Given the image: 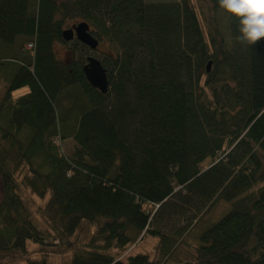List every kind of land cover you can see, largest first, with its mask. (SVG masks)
Returning <instances> with one entry per match:
<instances>
[{
  "label": "trees",
  "instance_id": "16d2710c",
  "mask_svg": "<svg viewBox=\"0 0 264 264\" xmlns=\"http://www.w3.org/2000/svg\"><path fill=\"white\" fill-rule=\"evenodd\" d=\"M68 21L110 46L106 94L87 82L85 53L57 59L55 43L88 48L62 39ZM239 35L218 0H0V264L69 252L71 264H264V39ZM18 38L33 48L9 57ZM175 188L228 207L181 253L200 216L152 227ZM98 219L76 247L78 224ZM148 234L155 257L124 253Z\"/></svg>",
  "mask_w": 264,
  "mask_h": 264
},
{
  "label": "rangeland",
  "instance_id": "374dc122",
  "mask_svg": "<svg viewBox=\"0 0 264 264\" xmlns=\"http://www.w3.org/2000/svg\"><path fill=\"white\" fill-rule=\"evenodd\" d=\"M172 1L177 0H144L145 3ZM78 22L79 21H68L66 27H64V30L70 28L73 24H76ZM27 44L28 43L23 42V39L18 38L17 44L10 48L8 56L10 57L14 53H18L22 49L24 51L30 50L27 48ZM53 48L57 59L62 62H69L81 53H85L86 56H93L97 59H100L101 52L113 54L110 50V46L106 42H99L96 51L90 48H81V51L73 53L69 50L68 46H64L59 43H55ZM27 91L28 89L26 87H23L15 91L14 96L16 97L18 95L24 94ZM63 103H65L67 106L73 105L72 103L67 102L66 100H64ZM59 147L63 152H65L66 156H72L73 151L75 149V144L72 139L67 138L59 143ZM262 160L264 163V158H262ZM24 171H22L17 176V180L20 181L23 179L25 175ZM175 192V194L168 200V203L157 211L152 221V227L167 233H172L179 227H181V225H183L184 223L192 224L194 219L200 216L198 222L190 228L187 234L182 236L183 243L179 242L177 245L179 249L174 250V253H178L180 251H187L189 248H191L192 245H197V238L199 234L208 226L210 221H216L221 216H223L227 212L228 207L223 198H217L212 202L207 201V203H204V201H200L196 197L188 198L189 196H186L188 195V193L179 190V188H175ZM1 193L2 187L0 180V196ZM23 194L28 195V198H30L34 207L38 204H43L46 199L45 198L42 200L38 196L31 194L29 190H26V193L24 192ZM185 198L188 199L189 202ZM104 221V219H98L97 221H94L92 223L87 221H81L71 236V239L76 244V247L82 246L84 243L88 242L90 240L91 235H93L95 229L100 226ZM159 242V236H153L148 234L141 240L139 238L134 244L128 246L124 253H129L130 255L143 254L147 255L150 259H152L157 253ZM27 247L30 250L33 249L31 253L32 258H40V254L36 252L37 250L34 245L27 243ZM72 257V252L61 254H49L46 258V261L47 264H71ZM18 264L24 263L19 262Z\"/></svg>",
  "mask_w": 264,
  "mask_h": 264
},
{
  "label": "clouds",
  "instance_id": "9594fccd",
  "mask_svg": "<svg viewBox=\"0 0 264 264\" xmlns=\"http://www.w3.org/2000/svg\"><path fill=\"white\" fill-rule=\"evenodd\" d=\"M229 18L239 21V43L249 47L264 39V0H218Z\"/></svg>",
  "mask_w": 264,
  "mask_h": 264
},
{
  "label": "water",
  "instance_id": "95a60500",
  "mask_svg": "<svg viewBox=\"0 0 264 264\" xmlns=\"http://www.w3.org/2000/svg\"><path fill=\"white\" fill-rule=\"evenodd\" d=\"M62 39L64 41H71L72 39L78 40L83 45L94 50L98 47L97 39L92 35L88 23L82 21L73 24L70 28L62 31ZM211 62L207 63V72H209ZM83 73L87 82L94 89L98 90L101 94H106L109 88L107 71L102 66L99 59L93 56H87L86 63L83 65Z\"/></svg>",
  "mask_w": 264,
  "mask_h": 264
},
{
  "label": "built area",
  "instance_id": "2783aa9c",
  "mask_svg": "<svg viewBox=\"0 0 264 264\" xmlns=\"http://www.w3.org/2000/svg\"><path fill=\"white\" fill-rule=\"evenodd\" d=\"M27 48H28V49H32V48H33V44H32V43H28V44H27ZM69 173H70V172H69Z\"/></svg>",
  "mask_w": 264,
  "mask_h": 264
}]
</instances>
